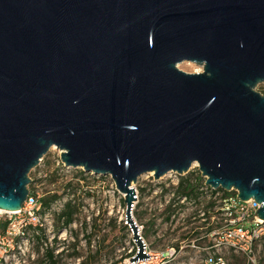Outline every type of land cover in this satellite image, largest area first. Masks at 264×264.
Wrapping results in <instances>:
<instances>
[{"label":"water","instance_id":"1","mask_svg":"<svg viewBox=\"0 0 264 264\" xmlns=\"http://www.w3.org/2000/svg\"><path fill=\"white\" fill-rule=\"evenodd\" d=\"M262 83L264 0H0V209L22 208L55 147L66 166L111 175L133 264L150 258L142 175L197 163L264 219Z\"/></svg>","mask_w":264,"mask_h":264},{"label":"built area","instance_id":"2","mask_svg":"<svg viewBox=\"0 0 264 264\" xmlns=\"http://www.w3.org/2000/svg\"><path fill=\"white\" fill-rule=\"evenodd\" d=\"M84 175L112 179L93 172ZM155 181L158 237L163 244L153 248L142 234L144 225H139L150 258L134 264H264V219L256 214L261 204L255 199L242 200L237 190L208 185L197 163L184 174L170 172ZM41 198L31 190L20 210L0 209V264H37L45 253L50 260L48 252L57 237L53 221L62 211L57 213L53 203L45 206ZM61 221L64 225L65 217ZM66 232L64 227L58 234L60 244ZM136 253L137 246L128 256L129 264Z\"/></svg>","mask_w":264,"mask_h":264},{"label":"rangeland","instance_id":"3","mask_svg":"<svg viewBox=\"0 0 264 264\" xmlns=\"http://www.w3.org/2000/svg\"><path fill=\"white\" fill-rule=\"evenodd\" d=\"M179 68L190 73L202 72L200 65L185 61ZM264 94V83L257 87ZM30 189L38 191L41 197L58 195L53 206L57 213L63 211L67 203L75 208L74 222L62 225L58 215L54 217L57 237L53 251L56 264H129L128 255L135 248L130 228L124 222V195L116 187L113 178L101 177L100 181L84 175L82 168L66 166L61 160V151L52 148L44 156L40 165L30 173ZM155 181L152 174L139 178L136 187L139 202L134 208V216L139 225H144L143 236L153 242V248H160L157 221L159 197L154 193ZM66 227L63 244L58 234ZM175 233H170V236ZM37 264H52L46 253L39 257Z\"/></svg>","mask_w":264,"mask_h":264},{"label":"trees","instance_id":"4","mask_svg":"<svg viewBox=\"0 0 264 264\" xmlns=\"http://www.w3.org/2000/svg\"><path fill=\"white\" fill-rule=\"evenodd\" d=\"M57 198H58V195H53L51 197L44 196L41 198V201L43 202L45 206H50L54 201L57 200ZM74 214H75V208L71 205V203H67L61 215L59 216V220L65 217V225L69 226L70 224L74 222ZM48 256L50 258L51 263L56 264L54 253L52 250L48 252ZM128 256H131V255H128Z\"/></svg>","mask_w":264,"mask_h":264},{"label":"bare ground","instance_id":"5","mask_svg":"<svg viewBox=\"0 0 264 264\" xmlns=\"http://www.w3.org/2000/svg\"><path fill=\"white\" fill-rule=\"evenodd\" d=\"M55 148V147H54Z\"/></svg>","mask_w":264,"mask_h":264}]
</instances>
